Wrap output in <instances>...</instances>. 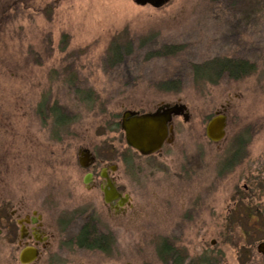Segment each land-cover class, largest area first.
<instances>
[{
    "label": "rangeland",
    "instance_id": "rangeland-1",
    "mask_svg": "<svg viewBox=\"0 0 264 264\" xmlns=\"http://www.w3.org/2000/svg\"><path fill=\"white\" fill-rule=\"evenodd\" d=\"M115 43L130 49L112 60ZM220 58L252 69L211 81L195 73L194 65ZM155 102H182L189 117L174 119L170 145L141 158L138 187L137 152L128 149L131 207L120 223L100 224L108 232L103 250L81 249L87 213L74 210L85 208L88 194L70 140L95 146L118 135L122 142L112 132L122 112ZM216 112L228 117L222 148L241 139L254 157L264 153V0H172L158 8L134 0H0V205L14 201L42 214L52 244L33 264H164L158 247L170 241L208 264H264L239 253L237 234L211 245L219 151L205 128ZM198 196L202 207L180 224V203L192 206ZM20 249L0 236V264H21Z\"/></svg>",
    "mask_w": 264,
    "mask_h": 264
},
{
    "label": "flooded vegetation",
    "instance_id": "flooded-vegetation-1",
    "mask_svg": "<svg viewBox=\"0 0 264 264\" xmlns=\"http://www.w3.org/2000/svg\"><path fill=\"white\" fill-rule=\"evenodd\" d=\"M2 10L5 11V8L2 7L1 14H3ZM150 104L151 106L148 108L137 105V109L131 110L143 114L154 112L159 108L163 109L166 104L174 105L182 104V102H155ZM186 111H188V108L184 112ZM223 114L227 118L225 136L219 141H211L215 143L219 151L214 162L215 174L212 183L215 194L214 206L218 210L215 218L218 236L215 240H212L211 245L218 246L217 243L220 242L222 237L237 234V236L239 235V242L236 244V249L239 253L249 258L256 256L264 262V153L259 157H254L249 149L250 145L241 139L227 143L229 146L222 148L221 145L228 135V117L225 113ZM38 115L40 118V111ZM181 115L185 119V115L180 114L173 116L172 121L169 123V127L172 126L173 129L169 136L172 137V141L175 137L174 119ZM117 124L118 128H113L112 132L114 135L120 132L119 137L122 142L116 140L118 135L115 137L113 135L112 137L109 136L104 142L95 146L84 142L78 144L77 140H70L74 155L75 176H77V171L80 169L83 174L81 176L82 185L88 194L85 208H75L76 210H74L81 212L80 217L87 213L85 215L87 221L81 225L78 235L86 226L90 227L91 224V233L97 232L102 238V243L107 241L105 237H107L108 232L99 226H103L104 221L107 223L108 221L116 224L120 223L132 204L131 194L126 191L123 171L126 162L128 163L132 156L128 149L137 152L138 187L141 174V158L155 155L172 143V141L165 142L159 151L151 155H143L124 142L125 135L121 128V119ZM72 137L76 139L77 135L73 134ZM57 138L60 140L62 138L61 129H59ZM188 204L187 200L180 203V206L186 211L183 214L181 213L180 224L188 220L190 214L188 211L195 207H202V199L198 196L192 204L193 207ZM93 226L97 230L93 229ZM108 229L110 232L111 229L113 230L112 227ZM2 235L9 240V243L21 246L20 250L25 247H35L39 252L38 258L51 247L53 238L52 234L46 231L43 216L38 210L27 208L22 204H14V201H11L8 205H0V236ZM167 245H169L170 258L168 264H205L206 262V258L203 259L202 256L198 259L188 258L186 253H180V250L172 241ZM79 246L81 249L97 248L103 250L101 246L86 247V245L80 243ZM19 256L20 252L18 255L20 262ZM36 260L29 264H33Z\"/></svg>",
    "mask_w": 264,
    "mask_h": 264
},
{
    "label": "water",
    "instance_id": "water-1",
    "mask_svg": "<svg viewBox=\"0 0 264 264\" xmlns=\"http://www.w3.org/2000/svg\"><path fill=\"white\" fill-rule=\"evenodd\" d=\"M170 0H134L138 5L150 4L156 8L165 5ZM186 104H166L163 109L139 114L134 110H125L121 118V128L125 132L126 142L143 155H150L159 151L165 142H171L172 126L169 123L174 115H185L188 119ZM226 116L217 112L206 125V136L211 141H219L225 136ZM39 252L35 247H25L20 252L21 264H29L38 258Z\"/></svg>",
    "mask_w": 264,
    "mask_h": 264
},
{
    "label": "trees",
    "instance_id": "trees-1",
    "mask_svg": "<svg viewBox=\"0 0 264 264\" xmlns=\"http://www.w3.org/2000/svg\"><path fill=\"white\" fill-rule=\"evenodd\" d=\"M111 59L116 60L120 58L123 54L128 53L130 49V44H117L115 43L111 46ZM195 73L199 75L200 78H205L206 80H214L218 75L223 74L226 77L238 78L239 76H243L245 73L250 71L252 67L246 63L239 61L238 59L232 58H220V59H212L202 65H194ZM238 69V71H237ZM92 239V242L89 243L88 239ZM79 243L84 244L89 247H93L94 245L101 246L102 238L96 233H91V228L86 226L84 230L78 236ZM158 255L160 259L164 262V264L169 263V245L162 244L158 247ZM205 264H208L207 261Z\"/></svg>",
    "mask_w": 264,
    "mask_h": 264
}]
</instances>
